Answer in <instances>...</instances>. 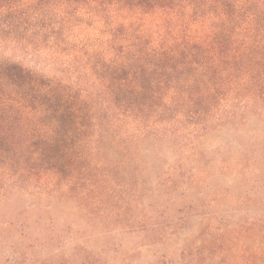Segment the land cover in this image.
I'll return each instance as SVG.
<instances>
[{"label": "trees", "instance_id": "16d2710c", "mask_svg": "<svg viewBox=\"0 0 264 264\" xmlns=\"http://www.w3.org/2000/svg\"><path fill=\"white\" fill-rule=\"evenodd\" d=\"M249 101L264 108V0H0L1 199L41 193L84 211L92 198L125 191L118 168L128 151L150 135L162 144L167 127L159 126L173 112L185 113L201 136L221 127L224 103ZM106 152L118 164L106 168ZM131 196L120 206L140 202ZM211 231L184 233L190 238L174 246L175 264H204V247L222 245ZM247 233L263 239L256 227ZM16 240L0 241L12 254L3 264L24 245ZM54 240L45 236L42 255L54 257ZM151 252L155 264H172L162 249Z\"/></svg>", "mask_w": 264, "mask_h": 264}, {"label": "rangeland", "instance_id": "374dc122", "mask_svg": "<svg viewBox=\"0 0 264 264\" xmlns=\"http://www.w3.org/2000/svg\"><path fill=\"white\" fill-rule=\"evenodd\" d=\"M222 106L218 119L208 116L220 121L221 127L201 136L192 134L194 122L185 113L173 112L170 124L159 126L167 127L160 131L164 134L159 136L165 138L162 144L150 135L135 145L131 155L128 151L126 164L118 168L125 172V191L92 198L94 207L86 205L83 211L72 202L60 204L27 191L13 193L8 199L0 195V241L14 247L19 238L24 244L6 264H66L77 252L73 264H155L151 250L161 249L166 260L175 264L179 252L174 246L197 237L202 228H210L223 239L221 246L211 248L220 252L214 254L217 258L207 257L212 250L204 247L200 258L204 264H218L222 259L230 260L229 264H264V108L255 101ZM106 155V168L108 162L118 164V159ZM134 170L139 179H132ZM169 175L170 181L161 179ZM134 193L140 202L125 205V210L119 199L127 203ZM104 199L106 205L104 201L98 204ZM143 207H148L147 213L140 220ZM127 226H141V231L136 227L130 231ZM250 227L261 229L263 239L254 238L255 234L246 238ZM44 235L54 236L53 244L47 243L54 257L42 255ZM11 237L14 240L9 241ZM35 240L41 242L37 247ZM145 243L148 247L142 246ZM156 244L161 249H155ZM22 250L29 253L24 256ZM250 253L256 256L252 258ZM10 255L0 250V264Z\"/></svg>", "mask_w": 264, "mask_h": 264}]
</instances>
